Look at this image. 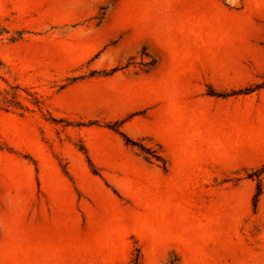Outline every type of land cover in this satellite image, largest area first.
Listing matches in <instances>:
<instances>
[{"label":"rangeland","instance_id":"rangeland-1","mask_svg":"<svg viewBox=\"0 0 264 264\" xmlns=\"http://www.w3.org/2000/svg\"><path fill=\"white\" fill-rule=\"evenodd\" d=\"M215 1L0 0V264H264L257 0ZM161 30L186 58L227 35L228 89L185 83L228 111L184 115L226 116L228 152L134 110Z\"/></svg>","mask_w":264,"mask_h":264},{"label":"crops","instance_id":"crops-1","mask_svg":"<svg viewBox=\"0 0 264 264\" xmlns=\"http://www.w3.org/2000/svg\"><path fill=\"white\" fill-rule=\"evenodd\" d=\"M212 5L218 11L236 12L241 15L254 8L250 0H242V8L238 10H233L220 0H216ZM256 9L258 12L256 30L261 32V39L264 41V0H257ZM207 31L210 32L213 29L208 28ZM223 31L226 33L227 28L225 27ZM203 38L199 45L202 50L199 52L198 58H186L178 50L170 51L166 30L151 34L144 40L153 61L151 63L145 61L143 75L136 65L135 79L138 81L144 79L146 86L144 90L137 89L134 110L145 109L150 117L157 113H163L159 121L161 128L171 127L172 134L177 139L183 140L186 136H192L194 141L200 144L225 145L228 152V120L226 116L209 121L200 114V119L193 125L185 122L184 112L189 106L196 107L200 113L213 110L228 111V97L208 95L204 90L205 84L203 89L199 88L197 91L186 88V80H202L209 84L210 81L219 79L225 81L224 85L219 87L214 85V87H218V90L221 91L228 89L227 35L224 34L223 39L214 38L212 41H209L208 34ZM210 43L212 47L221 49L217 53L218 58L216 59L210 56ZM169 113H171V118Z\"/></svg>","mask_w":264,"mask_h":264},{"label":"trees","instance_id":"trees-1","mask_svg":"<svg viewBox=\"0 0 264 264\" xmlns=\"http://www.w3.org/2000/svg\"><path fill=\"white\" fill-rule=\"evenodd\" d=\"M128 142H130V140L128 139Z\"/></svg>","mask_w":264,"mask_h":264}]
</instances>
